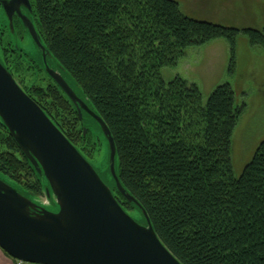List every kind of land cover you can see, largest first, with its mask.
Returning <instances> with one entry per match:
<instances>
[{"label":"trees","instance_id":"obj_1","mask_svg":"<svg viewBox=\"0 0 264 264\" xmlns=\"http://www.w3.org/2000/svg\"><path fill=\"white\" fill-rule=\"evenodd\" d=\"M30 2L47 50L112 135L120 184L164 246L182 264H264V141L235 178L231 138L243 109L231 85L203 104L195 84L180 76L165 83L160 74L187 48L217 39L230 46L232 72L241 30L191 18L177 0ZM242 32L251 46L264 45L261 31ZM25 92L74 144L78 117L63 93ZM0 174L24 195L44 194V180L1 122Z\"/></svg>","mask_w":264,"mask_h":264},{"label":"water","instance_id":"obj_2","mask_svg":"<svg viewBox=\"0 0 264 264\" xmlns=\"http://www.w3.org/2000/svg\"><path fill=\"white\" fill-rule=\"evenodd\" d=\"M2 5L10 26L13 8L19 14L20 5L32 11L28 0H10L8 5L2 1ZM25 24L59 70L45 66L79 120L82 122L86 113L95 121L107 150L113 189L140 211L145 224L124 210L112 189L0 63V122L44 180L46 197L44 202H36L9 178L0 177V249L23 264H182L158 238L146 212L120 184L114 140L107 125L57 65L35 26L26 19ZM50 197L56 211L45 208L51 203Z\"/></svg>","mask_w":264,"mask_h":264},{"label":"rangeland","instance_id":"obj_3","mask_svg":"<svg viewBox=\"0 0 264 264\" xmlns=\"http://www.w3.org/2000/svg\"><path fill=\"white\" fill-rule=\"evenodd\" d=\"M179 1L182 2L181 11L191 18L241 30L235 44L232 72H229L230 46L224 39H217L199 47H189L175 67L163 68L160 71L165 83L180 76L188 83L195 84L201 92L203 104L207 102L215 88L225 83L231 85L234 105L243 109L231 138L232 172L233 176L238 178L256 148L264 141V45L251 46L247 34L242 32L248 28L261 31L264 35V0ZM17 80L24 91L25 88L32 87H56L43 75L31 73L28 69L21 71ZM82 128L83 123L76 124L73 145L77 146L94 165L101 169L105 168L108 156L101 133L99 135L87 130L83 138ZM117 167L116 160L115 169ZM0 177L7 179L3 175ZM32 198L36 202L46 199L44 194ZM49 199L51 203L45 208L56 211L54 199L52 197ZM130 215L140 223L143 222L136 210L130 212Z\"/></svg>","mask_w":264,"mask_h":264},{"label":"flooded vegetation","instance_id":"obj_4","mask_svg":"<svg viewBox=\"0 0 264 264\" xmlns=\"http://www.w3.org/2000/svg\"><path fill=\"white\" fill-rule=\"evenodd\" d=\"M2 1H4L6 3V5H8L10 0H0V21H1V26H0V63L4 66V68H6L8 70V72L13 76V78L16 80V82L18 84H19V82L17 80V76L20 75L21 71H25L26 69H28L31 73L43 75L44 77L47 78V80L49 79L51 81V83H53V85H55L57 87V85L54 83V81L47 74L45 66H48L50 69L55 70L57 72H59V70L56 69L54 64L49 60L45 51H43L39 47V45H37L36 41L32 38V36H31V34H30L26 24H25V19H26L27 21L31 22L37 30L36 22L34 20L32 11L30 12L25 5H20L19 6L20 14H19L13 8L10 12V15H11V26H10L8 17L6 15V12L4 11V8L2 5ZM28 1L30 3V6H31L30 0H28ZM23 65H24V67H23ZM25 66H27V68H25ZM76 114H77V112H76ZM78 123H80V124L83 123L84 128L86 129V132L88 130L91 133L96 132L100 135V131H99L98 126L96 125L95 121L86 113L84 114L82 122L78 118ZM82 131H83V128H82ZM84 137H85V134H83V138ZM76 149L86 159V161L94 168V170L96 171V173L98 174L100 179L108 187H110L112 189L113 194L118 199V195H117L116 191L113 189L115 183H114L113 177H112L111 172H110L108 157H106L107 160H106L105 168L101 169L100 167H97L96 165H94L85 156V154L77 148V146H76ZM122 207L129 214H130V212L135 211V210H133V211L126 210L123 205H122Z\"/></svg>","mask_w":264,"mask_h":264},{"label":"crops","instance_id":"obj_5","mask_svg":"<svg viewBox=\"0 0 264 264\" xmlns=\"http://www.w3.org/2000/svg\"><path fill=\"white\" fill-rule=\"evenodd\" d=\"M179 2V6L182 2L177 0ZM184 2V1H183ZM183 12V11H182ZM187 15V14H185ZM188 16V15H187ZM0 264H18L17 261L10 258L8 255H6L1 249H0ZM25 264V263H24Z\"/></svg>","mask_w":264,"mask_h":264},{"label":"built area","instance_id":"obj_6","mask_svg":"<svg viewBox=\"0 0 264 264\" xmlns=\"http://www.w3.org/2000/svg\"><path fill=\"white\" fill-rule=\"evenodd\" d=\"M44 201V200H43ZM18 264H23V263H20V262H17Z\"/></svg>","mask_w":264,"mask_h":264}]
</instances>
